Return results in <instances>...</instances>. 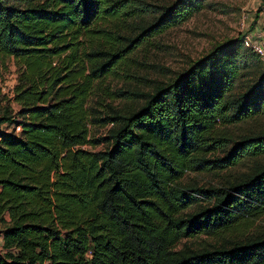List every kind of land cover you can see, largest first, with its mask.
<instances>
[{
	"label": "trees",
	"instance_id": "obj_1",
	"mask_svg": "<svg viewBox=\"0 0 264 264\" xmlns=\"http://www.w3.org/2000/svg\"><path fill=\"white\" fill-rule=\"evenodd\" d=\"M205 3L172 0L129 38L115 30L131 0H0L16 104L0 108V264H264V230L248 232L264 213V132L228 129L264 116V67L234 92L252 59L263 64L241 35L152 90L110 93L121 108L92 100L129 47ZM92 123L110 125L94 136ZM244 159L226 184L179 181ZM198 233L215 241L176 247Z\"/></svg>",
	"mask_w": 264,
	"mask_h": 264
},
{
	"label": "rangeland",
	"instance_id": "obj_2",
	"mask_svg": "<svg viewBox=\"0 0 264 264\" xmlns=\"http://www.w3.org/2000/svg\"><path fill=\"white\" fill-rule=\"evenodd\" d=\"M135 7L130 8L132 15L123 16L124 22L115 30L120 35L133 38L143 23L150 22L159 15L160 7L172 0H131ZM134 10V11H133ZM240 23L244 30H255L264 36V0H206L205 6L193 14L188 20L177 26L150 37L138 46L129 47L121 61L113 70L100 79V89H95L92 100H99L115 109L123 105V97H110V93H119L127 89L152 90L157 81H168L185 70L192 61L208 53L217 44L235 39L240 32ZM112 26H110V29ZM114 29V28H112ZM123 45L128 42L123 40ZM135 45V43L130 46ZM132 48V49H131ZM264 67L260 62L251 60L249 71L235 85L234 92L243 91L256 77L257 71ZM15 83V67L10 57L0 58V108L10 106L16 108L12 101V88ZM100 116L106 107L95 104ZM110 123L89 124L90 134L103 136ZM233 135L242 132H264V116L248 119L228 128ZM100 142L95 149L103 148ZM264 162V155L259 159ZM252 161L246 160L227 169L214 171H185L179 178L182 184L193 183L198 186L226 184L246 172ZM206 205V201H200ZM198 205V204H197ZM192 207H196L195 204ZM192 207L187 208L189 211ZM1 228V224H0ZM264 230V213L253 221L248 232ZM215 241L214 237L205 233L182 238L176 247L187 244L190 247L206 245Z\"/></svg>",
	"mask_w": 264,
	"mask_h": 264
},
{
	"label": "built area",
	"instance_id": "obj_3",
	"mask_svg": "<svg viewBox=\"0 0 264 264\" xmlns=\"http://www.w3.org/2000/svg\"><path fill=\"white\" fill-rule=\"evenodd\" d=\"M240 32L242 44L253 54H256L264 64V36L255 30H244L243 24L240 23Z\"/></svg>",
	"mask_w": 264,
	"mask_h": 264
},
{
	"label": "crops",
	"instance_id": "obj_4",
	"mask_svg": "<svg viewBox=\"0 0 264 264\" xmlns=\"http://www.w3.org/2000/svg\"><path fill=\"white\" fill-rule=\"evenodd\" d=\"M0 245H1V238H0Z\"/></svg>",
	"mask_w": 264,
	"mask_h": 264
}]
</instances>
